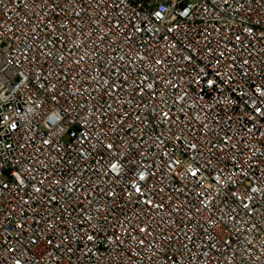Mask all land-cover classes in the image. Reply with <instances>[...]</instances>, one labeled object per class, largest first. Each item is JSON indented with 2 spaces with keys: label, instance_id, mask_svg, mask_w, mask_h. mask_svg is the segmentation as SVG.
<instances>
[{
  "label": "built area",
  "instance_id": "1",
  "mask_svg": "<svg viewBox=\"0 0 264 264\" xmlns=\"http://www.w3.org/2000/svg\"><path fill=\"white\" fill-rule=\"evenodd\" d=\"M0 264H264V0H0Z\"/></svg>",
  "mask_w": 264,
  "mask_h": 264
}]
</instances>
